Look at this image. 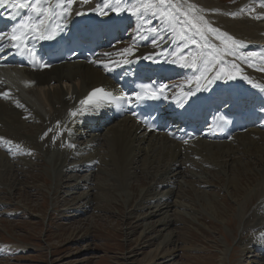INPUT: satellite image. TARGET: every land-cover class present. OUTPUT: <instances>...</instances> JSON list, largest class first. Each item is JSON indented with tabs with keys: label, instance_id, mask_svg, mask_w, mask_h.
<instances>
[{
	"label": "rangeland",
	"instance_id": "1",
	"mask_svg": "<svg viewBox=\"0 0 264 264\" xmlns=\"http://www.w3.org/2000/svg\"><path fill=\"white\" fill-rule=\"evenodd\" d=\"M75 2L91 3L95 0ZM149 2L155 4L157 0H143V3ZM242 2L168 0V3L179 9L176 14L180 16V23L170 25L161 20L159 15H152L155 9L140 7L141 0H122L121 7L124 9L120 13H127L133 26L127 37L110 49L127 48L129 44L130 47L143 30L150 35L149 40L162 42L160 39L166 37H169V41L172 38L178 40V48L172 49V57L169 56L170 49L158 48L154 51L158 54L155 56L164 54V66L169 69L177 62L184 65L183 59H180L184 54L180 49L186 47L192 52L188 54H192L191 62L195 56L196 61H199L195 68L199 73L207 68L205 63L201 64L207 58L209 70L220 63L223 73L229 74L231 66L227 55L223 54L228 50H231L228 53L231 58L239 57L262 72L264 48H251L224 29V20L241 22L239 20L251 17L253 6L244 7L247 3ZM134 6L139 8L137 15L132 14ZM195 7L202 9L203 14L194 13ZM182 13H188L187 17L180 15ZM230 17L240 19L233 20ZM185 19L194 21L196 27L183 24ZM199 32L204 33V38ZM181 36L184 38L181 39ZM234 45H237L235 50ZM249 53L256 55L250 56ZM214 56L217 57L215 62ZM188 74L187 68L181 69L179 76L170 80L171 97L190 82ZM233 74L224 77L229 78ZM226 78V81L230 80ZM26 119L22 124L10 120L8 125L0 126L1 131L9 135L12 134L11 129L17 130L31 138L43 130L42 123ZM82 138L75 139L80 148L87 146L90 141H87L89 137ZM10 140L16 145L19 143L16 138ZM252 148L249 145L242 146L235 155L221 158L219 161L223 162L220 164L211 157V153L195 151L188 156V165L183 170L167 168L166 163L161 169L155 165L149 169L142 163L133 164L129 179L126 180L114 172L106 174V170L109 171L111 167L101 163L93 169H83L79 162L68 163L67 167H63L57 160L58 152L46 156L42 150L31 154L26 150L27 154H24L18 148L9 154L10 157H0L3 162L0 166V264H136L157 249L162 241L159 236L162 235V238V232L166 231L173 235L172 243L168 246L173 254L171 257L159 258L152 264H264V252L253 248L252 239L260 232L255 223L259 220L257 208L262 202L252 188L263 180L257 160L264 157V152ZM52 158L57 162L55 169L49 163ZM245 164H249L248 168L254 171H247ZM140 168L142 173L135 172ZM167 173L169 177H165L166 180L162 182V175L166 176ZM170 177H178L180 186L173 192L174 196L171 195L173 198L168 201L171 206L167 208L163 206V196L167 190L159 186L170 180ZM235 177L241 179V183L230 184ZM131 185L135 188L132 193L129 191ZM152 192H156L151 196L154 200L148 199L145 201L146 206H142L143 196L151 195ZM243 210L245 213L241 212ZM187 213L191 218L186 216ZM163 218L170 222L165 229L164 226L160 227ZM144 223L155 228L140 238L141 225Z\"/></svg>",
	"mask_w": 264,
	"mask_h": 264
},
{
	"label": "bare ground",
	"instance_id": "2",
	"mask_svg": "<svg viewBox=\"0 0 264 264\" xmlns=\"http://www.w3.org/2000/svg\"><path fill=\"white\" fill-rule=\"evenodd\" d=\"M49 1L50 4L53 2V0ZM244 2L247 3L244 7L249 8L253 6L254 8L251 9V11H254L251 17L247 20H239L241 22H230L223 19L224 29L229 31L230 34L238 37V40L243 42V44L246 43L251 48L257 47V49H259L260 47H264V0H243L242 3ZM114 4L115 0H95L91 5L78 7L71 5L74 11L72 14L68 15V18H70L69 21L73 25H77L83 21L82 16H86L87 20L100 16L101 18L98 21L95 19V23L104 24L106 22L105 19L114 20L118 17L113 14ZM183 6L185 5L183 4ZM121 9L124 8L121 7ZM193 11L198 15L203 14V10L200 8L195 7ZM102 12L105 14H101ZM230 18L233 19L237 17ZM259 22L263 24H259ZM220 24H222V22ZM242 24L244 26H240ZM146 33L147 32L141 30L137 39L131 43L132 45L130 47H128L130 44L127 46V48L133 50L132 53H125L123 50L127 49L126 47L108 50L106 48L111 46L112 41L106 40L104 49L91 64L68 63L42 73H31L25 70L17 71L15 69H0V126L8 125L10 120L22 124L26 118H31V120L40 122L44 126L43 130L40 131L41 133L39 132L31 138L28 134L20 133L12 129V134L8 135L2 132L0 128V157L2 159L10 157L9 154L15 152L18 148L23 150L24 154H27L26 150L29 151L28 154L42 150L46 156L55 155L54 153L58 152L59 156L57 155V160L63 167H67L68 163L79 162L83 165V169H93L92 167L101 163V165H105L108 168L111 167L112 169L109 171L106 170V174L114 172V174L126 180L129 179L131 167L133 164L137 163H142L145 166L147 165L149 169L154 165L161 169L166 163L167 168H181V170H183V168L188 165V156L195 151L211 153V157L214 160H218L219 164L223 162L219 161L221 158L235 155L236 150L242 146L249 145L257 152H259V150L264 152V104H260L256 108V112L247 114V116L254 115L256 117V121L251 130H248L244 134L236 135L232 140L224 143L214 142L210 139V136L208 138L200 136L196 141L183 142L179 140V136L176 135V132H171L169 135L147 134L132 118H125L108 124L104 116L94 117L92 110H87L83 107L81 102L84 101L85 96L97 87L108 86L114 74H119L122 70L127 73L134 67L145 65L150 69H155L158 65V63L154 62V56L157 54L154 52L156 49H170L171 55L169 56H174L172 49L178 48L177 39L172 38L171 41H169V37H166L164 40H162L163 38L160 39L162 42H154V40H149L150 35ZM118 39L119 35L116 36V40ZM224 41L232 44L228 39H224ZM148 44H150V46ZM145 45L149 47L142 48V46ZM185 48L186 47H182L180 49V52L184 54L183 57L187 58L183 59V64H190V56L192 54L189 56L188 54L192 52H190L189 48ZM236 48L237 45H234V50ZM226 55V59L231 66L229 74L223 73L224 69L220 66L219 62L215 68L209 70L208 67L210 64L207 58H204L201 63H205L208 70L207 72H205V70H200L199 73L198 69H193L192 72H189L192 68L184 67L179 62L174 65L175 70L187 68L190 77V82L177 92V96H175L173 100H169V103L172 102L170 108L171 113H169V115L175 117L177 124L180 123L178 120L180 118H188L189 116L196 118L202 109L214 108V103L217 99L211 103H209V101L215 98L216 93L228 90L227 85L229 83L233 86L231 92L232 99L236 101L248 104L251 96L254 97L255 95H258L264 100V69L262 72H258L257 68L246 61H241V58L240 60L239 57L235 56L231 58L228 54ZM125 60L129 62L125 63ZM198 62L199 61H196L197 67ZM158 72L164 82H167L175 76L172 74L173 71L168 72L166 68H160ZM201 72H204V78L200 79V88L197 90V81L192 79V77L194 78V76L198 74L197 77H199ZM210 73L215 75L211 76ZM217 73L220 74V78H217ZM232 73H234L233 76H231L233 78L224 77ZM225 78L230 80L226 81ZM209 80L211 83H208ZM224 83L226 84L223 85ZM189 91H191L193 95L184 98V93ZM182 99L183 104L180 103ZM253 105L254 103L250 102V106ZM73 112L76 113L75 116L72 115ZM90 117L92 119L89 122L88 119ZM95 121H97L96 124ZM83 136L85 137L82 138ZM102 136L105 138H102ZM80 137L82 139H87L88 137L92 139L88 138L87 141L90 140L89 143H87L88 145L86 144L87 146L80 148L75 141L76 138L81 139ZM11 138H16L19 143L16 145L14 141L10 140ZM162 155L164 157H162ZM49 163L55 169L57 165L56 159L52 158V161L49 160ZM257 163L259 165L258 167L262 170L263 180L259 181V183L252 188V191L256 196L259 195L258 199H262V202L257 208V217H259V220L255 223V226L259 227L258 230L260 232L252 239L254 240L253 247L264 252V157L258 159ZM2 164L3 162L0 160V166H2ZM245 165L247 171L253 170L248 168L249 164ZM153 169L155 170V167ZM135 172L142 173L141 168L139 171ZM168 173L166 176H164V174L162 175L164 178L162 182L166 180L165 177H169ZM155 174L157 176L159 175V173ZM181 175L182 174H180V176ZM231 180L232 182L230 184L234 182V185L238 182L241 183V179L239 180L237 177H235V180L234 178ZM179 186L180 182L178 181V177H170V180H167L159 186L167 190V194L163 196L165 204L161 205L167 206V208L171 206L168 201L173 198L171 195L177 191ZM256 187H259V189L256 190ZM134 189V186L131 185L129 189L130 193H132ZM143 191L144 187L142 186L141 193H143ZM153 193L156 192H152L151 195H145L146 197L143 196L141 202L142 206H146V200L152 199L151 196ZM87 198L89 199V197ZM153 200L154 199L151 201ZM125 201L126 200H124V202ZM89 203H91V201ZM244 210L241 212L245 213ZM186 216L191 218L189 213H187ZM243 219L244 218H242L241 221H243ZM169 225L170 222L167 221L166 218L160 220V227L163 228L164 226L163 229ZM141 226L142 231L140 238L144 234L146 235L147 232H152L150 230L151 228H155L147 223ZM72 234L74 233L72 232ZM152 234L154 235L155 233ZM162 234V238V235L159 236L162 241L157 249L151 252L143 261H139L136 264H152L159 258L172 256L173 253L168 249V246L172 243L173 235L168 231L165 233L162 232ZM227 252H229V250ZM226 257L227 255L225 258Z\"/></svg>",
	"mask_w": 264,
	"mask_h": 264
},
{
	"label": "snow or ice",
	"instance_id": "3",
	"mask_svg": "<svg viewBox=\"0 0 264 264\" xmlns=\"http://www.w3.org/2000/svg\"><path fill=\"white\" fill-rule=\"evenodd\" d=\"M73 0H58V3L56 4V9H59L60 11H56L51 8V6L48 4V0H27V2H24V0H0V7H8L13 10H17L19 12L20 10L28 9L31 13L27 17L26 20H23L17 27H14L12 29L11 34H0V41H3L5 37L7 36L9 43L12 44L13 47H16L20 50L21 54H24L25 51L28 52L30 56L35 58L36 54L35 52L27 48V45L25 41L31 37L32 39H38V40H51L54 38L56 31L55 29H49L46 25L45 21L49 20L51 16L57 17V19L63 18L65 15L70 14V9L72 5ZM121 3L122 0H115V4L113 6V11L119 12L121 11ZM107 6V5H105ZM140 7L144 8L145 10H151L155 9V11L152 12V15H159L161 20L166 21L170 25L180 23V16L176 13H179V9L176 8L174 4L168 3V0H157V3L153 4L151 2L149 3H143V0H141ZM139 13V8L133 7L132 14L137 15ZM105 14V13H101ZM180 15H183L187 17L188 13H182ZM14 18V17H13ZM202 19V18H201ZM183 24L185 25H191V27L195 28L196 24L192 20L185 19L183 21ZM212 32H218L216 29H210ZM201 38H204V33L199 32L198 33ZM226 35V34H225ZM184 37L181 36V39ZM228 39H231V37H228ZM155 42V41H154ZM233 43H236L235 41ZM125 53H132L131 48H127L123 50ZM231 50H228L227 53H230ZM222 54V55H223ZM250 56H255V53H249ZM180 59H187L186 57H181ZM217 59L216 56L213 57V62H215ZM129 61L125 60V63H128ZM176 62V61H174ZM41 66H45L41 64ZM184 67H192L196 68V60L193 59L191 64H184ZM107 67V65H106ZM205 71H207V68H205ZM204 78V72H201L199 77H194V79L197 81V90L200 88L199 81L200 79ZM217 78H220V74L217 73ZM233 78V77H229ZM208 83H211L209 80ZM165 86L161 85L155 89L150 87H145L141 92L135 93V99L136 100H156L163 95ZM103 89H96L93 91V93L90 94L88 99L86 101H82V104L91 103L94 98L98 96L99 93H103ZM110 95V94H106ZM193 93L191 91L184 93V98L192 96ZM102 98V97H101ZM128 103L132 102V98H126ZM181 104H183V99L180 101ZM73 116L76 115L75 112L72 113ZM221 120H224V117H220Z\"/></svg>",
	"mask_w": 264,
	"mask_h": 264
}]
</instances>
